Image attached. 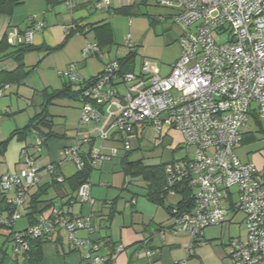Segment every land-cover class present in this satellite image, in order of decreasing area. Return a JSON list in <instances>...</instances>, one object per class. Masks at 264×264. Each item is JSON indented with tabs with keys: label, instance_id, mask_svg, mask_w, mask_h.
I'll return each instance as SVG.
<instances>
[{
	"label": "built area",
	"instance_id": "1",
	"mask_svg": "<svg viewBox=\"0 0 264 264\" xmlns=\"http://www.w3.org/2000/svg\"><path fill=\"white\" fill-rule=\"evenodd\" d=\"M65 2L71 10L76 7L75 0ZM155 2L172 11L160 21L172 19L183 28L178 39L179 59L165 76L156 63L144 60L138 72L126 73L121 71L119 61L112 60L90 80L79 76L76 64L61 70L59 76L84 88L77 135L62 149L60 163L73 162L77 171H82L85 164L96 168L116 158L117 147L107 154L102 147L82 153L85 144L93 143L94 131L101 143L113 141L129 151L132 140L138 139L139 127L142 132L153 130L159 135L164 128L175 130L192 152L167 166L166 190L175 196L174 188L187 183L193 206L184 212L174 210L173 229L198 243L206 228L222 225L229 212L235 211L244 216L246 238L229 241L231 263L264 264V178L254 164L242 163L235 152L250 118L264 122V0ZM111 5L112 0L95 3L98 10L110 9ZM29 22L24 31L13 28L8 32L11 46L32 44L35 34L45 29L36 17ZM81 29L75 24L65 28L67 32H86ZM127 46L135 51L130 37ZM103 56L96 42L85 43L83 59ZM90 125L95 128L83 131V126ZM20 163L18 172L0 177V195L10 207L8 218L0 219V226L11 229L22 218L29 192L40 179L41 168L35 156L26 152ZM60 163L48 164L46 172L63 184L65 178L56 176ZM90 198L89 182L72 197L79 203ZM62 230L70 248L80 252L86 264H115L123 250L119 247L112 256H102L97 243L78 235L80 231L95 232L92 218H69L54 207L26 231H12L13 253L25 254L28 238H50Z\"/></svg>",
	"mask_w": 264,
	"mask_h": 264
},
{
	"label": "crops",
	"instance_id": "2",
	"mask_svg": "<svg viewBox=\"0 0 264 264\" xmlns=\"http://www.w3.org/2000/svg\"><path fill=\"white\" fill-rule=\"evenodd\" d=\"M28 1H30V4L26 6L27 8H25V10L17 12V18H15V14L13 17H0V41L5 34L13 28H17L21 31L29 28L30 22L28 18L30 16L41 15L46 26L43 31L35 34L32 45L38 48L35 51H39L40 55L42 53H46V55H44L42 61L40 58V62L34 66H27L28 63H25L24 61V70L28 73L24 79L18 84L5 83L4 86L1 85L0 88L3 90L6 87H10V89H12L14 84H17L18 99H25L28 102V107L34 104L36 98L39 99L37 105H35L38 111L34 117L29 119V123L41 112L45 102L42 92L45 90L54 91L61 89L52 88L51 85L48 84L49 80L43 75L41 76L40 73L36 74V83L31 84L30 81L31 76L34 74L35 70L39 68L40 63L43 61L45 62L47 56H49L47 51L53 47L55 48L56 45L62 42V37L68 33L65 30L66 26L75 22L81 23L85 26L101 24L104 22L111 23L110 18L112 17L110 9H96L95 3L98 0H75L76 7L73 10L67 7L66 0H62V3H65V11H67L68 14L66 17V23H63L61 27L58 24L54 25L55 27H51L55 21L60 20V17H58V14L55 11L52 12L55 17H50L48 11L50 9L52 11L54 8L49 7V9L46 5L47 10L45 11L46 2H43L42 0ZM148 3L149 0H112L110 8L113 6L112 13L114 10L117 12L123 11L121 14L117 12L113 13L117 16L128 17L132 15L134 9L139 10L140 7L148 5ZM108 16L110 18H108ZM77 35H81L85 39V43L87 41L96 42L93 34ZM89 37L91 39L87 40ZM76 39H78V37L75 36L69 40L70 42H68L66 49H69L70 45H72ZM84 45L85 44L82 41L81 44L78 45L76 51H73L72 55L67 56L66 62H63L62 64L65 68L70 63L76 64L78 66L77 73L84 80L95 78L101 73L106 63L112 60H122L129 54V52L124 54L123 52L118 51L116 55H113L111 49L107 47L102 48L104 54L102 58L90 57L83 59L82 50ZM105 52L108 56H106ZM92 61H96L98 65L96 73H90L88 69L90 68V62ZM142 63L143 61L141 64ZM141 64L138 65L137 68L135 63L136 72L139 71ZM16 69L17 64L8 55V52L0 54V72L11 73ZM60 71H58V76ZM59 78L62 80V88L65 84L70 83L67 79L61 76H59ZM80 87H83V85L80 86L79 84H76L74 89L78 90ZM76 102H78L77 105L79 106L80 113L81 104L79 101ZM18 103L19 100L17 104ZM53 106H55V103H53ZM24 109L25 108L22 110L19 109V113L24 111ZM3 112L5 113L3 114ZM13 112L14 111L0 110V119H5V115L7 117H15L19 114L18 112ZM26 112L27 110L23 113ZM1 115H3L2 118ZM50 115L51 117L48 120L52 122L53 134L58 135V138H52L45 142L44 135L49 131L46 128H41V132L39 131L31 134V139L35 138L36 140H24L19 142L20 144H13L12 146L11 144L15 141L10 145L7 143L6 150L12 148L15 152L13 153L14 157L11 158V160L6 158V150L3 155H0V160L4 161L2 163L5 164L4 171L0 177L8 172H18L21 169V157L26 152L37 158V164L41 168L39 172V183L30 190L27 197L26 207L22 211V218L14 224L12 231L23 232L30 227V221L26 216L29 212L31 202L37 197L39 203L38 207L41 210L51 206L49 209L44 210L43 214H47L50 209L58 207L61 212L69 218L91 217L95 232L90 234L86 231H80L78 233L79 237L89 238L91 241L97 243L100 246V254L104 257H110L119 247H122L123 250L117 255L115 264H232L229 258L228 244L231 239L244 240L246 238L244 216L235 211H230L222 225L206 228L203 231L201 242L194 243L188 234L177 232L173 229L174 217L171 214V210L180 203L181 197L179 195L168 196L163 205L151 202L147 197V184L140 179H133L126 176L123 172L121 163L123 154L94 168L89 181L91 184L90 201L85 203L74 201L72 197L75 190L68 183V179L78 172L77 167L73 162H60L62 159V149L70 144L72 139L77 135L80 115H78L76 122L72 127H66V124L62 123V125L58 123L59 125L57 124L58 126H56L55 118L57 116L52 113H50ZM57 118L64 121L62 115H59ZM249 122L262 126V122H259L254 117L250 118ZM28 123H26V125ZM65 123H68L67 117H65ZM15 124L17 123H13L12 118H8V120L5 119L3 127L0 128V143L7 141L8 139L6 138L8 137V134H12L16 130H12V128L15 127ZM24 127H19L18 129ZM94 128V125H90L83 126L82 129L86 132L88 130H93ZM141 128L142 127H139L138 129L141 130ZM245 128L243 129V141L236 149V155L242 163L254 164L264 178V143L260 145L259 149H248L249 146L254 145L257 140L253 134L246 132ZM261 132L264 134V131ZM174 133L178 134V132ZM97 137L98 132L94 131L93 143L85 144L82 147L83 154H88L92 147H102V151L107 154L110 152V149L116 146V143L113 141L101 143ZM261 139L264 140V135ZM43 149H46V154L42 152ZM34 150L35 152H33ZM42 157H44V159ZM51 163H60L57 169V175L65 178V183L57 185L52 184L53 177L46 172V166ZM132 186L136 187V189H132ZM13 195V192L8 194L9 197H12ZM0 197L2 201L3 198L1 195ZM3 208L5 207H3L1 203V213H6V218H8L9 213ZM238 216H242V219L237 223L236 219ZM237 228H239V231ZM241 229L244 230V235H242ZM0 231L3 232L0 234L1 264L3 257L2 254H5L6 257L12 260H15V258L12 245L7 241L12 231L3 228H1ZM69 245L67 234L63 230L58 231L43 245V260L41 264H86L83 261L82 254L78 251L72 250ZM17 259L19 264L23 263L24 259H22V257Z\"/></svg>",
	"mask_w": 264,
	"mask_h": 264
},
{
	"label": "rangeland",
	"instance_id": "3",
	"mask_svg": "<svg viewBox=\"0 0 264 264\" xmlns=\"http://www.w3.org/2000/svg\"><path fill=\"white\" fill-rule=\"evenodd\" d=\"M42 1L46 2V0L45 1L42 0ZM28 4H30V1L19 6L16 9L15 11L16 13L14 12L15 18H17V14H18L17 12L21 10L22 11L25 10ZM46 5L47 3H45V11L47 10L46 7L48 6ZM49 7L54 8V10L51 11ZM48 8L50 9L48 11L50 17L51 16L55 17V15L52 14V12L54 11L58 14V17H60V20L55 21L51 27H55L54 25L57 24L60 25L61 27L63 23H66V17L68 14L67 11H65L66 8L65 3L63 4L62 0H59V2L53 7L48 6ZM112 9L113 6L110 8V12H111L110 14L112 18H110L109 16L108 18L111 19V23L113 25L114 33H115V44L109 47L113 55H116L118 51L123 52L124 54L131 51L127 46V37H130L131 44L134 46V50L137 53V57L135 61L136 67L138 68V65H140L143 60L151 61L159 66L161 75L163 76L167 75L170 72L171 67L174 65V63L179 59L181 55V48L178 43V39L183 32V28L180 25L175 24L172 19H167L166 21H160L159 19L160 17H166L168 15H172V11H170L169 9L159 7L158 5H156L155 0H149L148 5H143L142 7L139 8V10L134 9L132 15L128 17L117 16L112 13ZM32 17H36L39 21L43 22V18L41 15H32L28 19L30 20V18ZM66 36L67 34L63 36L64 38L62 37L63 39L62 42L56 45L55 48L61 46L65 42ZM75 36L78 37V39H76L72 43V45H70L69 49H66V47L68 46L67 43V45L62 49L60 48V50L47 51V53H49V56H47L45 62L43 61L42 63H40L39 68L35 70L34 74L31 76V81H30L31 84L36 83L37 81L36 74L40 73L41 76L43 75L45 78L49 80L48 84L51 85L52 88L62 89V80L58 76V71L65 68V66H62V64L63 62H66L67 56L72 55V52L76 51L78 45H80L82 41L85 44V39L81 35H74L72 38H74ZM72 38H70L69 40H71ZM89 39L91 38L90 37L87 38V40ZM44 55H46V53L45 54L42 53L40 55L39 51L27 52L25 53L23 60L25 61V63H28L27 66H32V65L34 66L40 62V58L41 61L43 60ZM106 56L108 55L106 54ZM88 69L90 73H96L98 69L97 62L96 61L90 62V68ZM49 91H53V90H49ZM0 92H1L0 95L1 111L8 110V111H14L13 113L15 112L19 113L20 111L19 109L22 110L23 108H25L24 111L27 110L26 113H23L24 111H22L19 114H17V116L15 117H11V116L7 117L6 115L4 116L6 120H8V118H12V122L17 123L15 124V127L12 128V130L14 131L19 127L21 128L26 126V123H28L29 119L34 117V115L38 111L35 105H37V101L39 99L36 98L34 104L28 107V102L25 99L23 100L21 98L18 99L17 84H14L12 89H10V87L9 88L6 87ZM18 100L19 103L17 104ZM53 103H55V106L49 105V109H48L49 113H52L57 117L59 115H62L64 120L61 121V119H58L56 117L55 118L56 126L62 123V124H66V127H70V126L72 127V125L76 122L78 115H80L79 106L77 105L78 102L65 98V99H57ZM4 113L5 112H3V114ZM2 117L3 115H1V118ZM65 117L68 118V123H65ZM5 119H0V128L3 127V124L5 123ZM245 131L253 134L257 140L254 143V145L249 146L248 149H259L260 145L264 143V140L261 139L263 138L264 135L261 132L264 131V123L262 122V126H259L258 124L249 122L247 127L245 128ZM174 132L177 131L164 128L162 135H159L155 133L153 130H147L142 132L141 130L138 129L137 130L138 139L132 140V144H131L133 150L132 151L133 155L131 159L143 160L145 165H160L163 163L170 162L173 159H181L188 152L191 153L192 150L187 149L186 146L182 144L183 143L182 135L179 134V132L178 134ZM10 135L11 133L8 134V137L6 139H8ZM28 138L26 139L27 141H32L35 139L34 136H33L34 139H31L32 138L31 135L28 136ZM19 142L22 141H18V139L15 138L12 139L8 145H10L11 143H12L11 146L13 144L14 145L20 144ZM115 147L118 148L119 155L125 153L121 144L116 143ZM6 151H7L6 158L11 160V158L14 157L13 153L15 152L12 150V148L7 149ZM33 152H35V150ZM42 152L45 154L47 153L46 149L45 150L43 149ZM42 158L44 159V157ZM0 162H1L0 163V175H1L2 172L4 171L3 169L5 167V164L2 163L4 162L2 160H0ZM131 188L136 189V187L134 186H132ZM0 208H1V197H0ZM4 218H6V213L4 212L1 213V209H0V219L5 220ZM241 219L242 216H238L236 219L237 223ZM237 230L239 231V228H237ZM2 233L3 232L0 231V234ZM241 233L242 235H244L243 229H241Z\"/></svg>",
	"mask_w": 264,
	"mask_h": 264
},
{
	"label": "trees",
	"instance_id": "4",
	"mask_svg": "<svg viewBox=\"0 0 264 264\" xmlns=\"http://www.w3.org/2000/svg\"><path fill=\"white\" fill-rule=\"evenodd\" d=\"M28 0H0V17L1 16H13L15 10L25 4V2ZM59 2V0H46V3L48 6L53 7ZM117 11H113V13H116ZM119 14L122 12H117ZM125 13V12H124ZM76 26H81L83 30H86L85 33H82L83 35L93 34L96 43L102 48H107L112 46L115 43V36H114V30L109 22H104L101 24H95V25H83L81 23L75 22L73 23ZM12 28V26H11ZM81 29V30H82ZM79 33L70 31L67 33L65 42L56 48H51L50 50H60V48H64L69 39L72 38L74 35H77ZM38 48L33 46L32 44H19L16 46H11L8 43V33L5 34L3 39L0 41V54H3L5 52H8V55L14 60V62L17 64V69L14 72L7 73V72H0V87L1 85L4 86L5 83H20L24 77L28 74L25 72L24 68V56L27 52H33L37 50ZM2 57V56H1ZM137 53L136 51H131L127 56H125L124 59L119 60L121 71L123 73L126 72H134L135 71V61H136ZM76 84L74 83H68L63 86L62 89L54 90V91H44L43 95L45 98V102L43 104V107L41 109V112L33 118L24 128L22 129H16L11 136L8 138L7 141L4 143H0V155H3L7 143H9L12 139L16 138L19 141H24L33 134L34 132H41V128L48 129V133L45 134V142L52 138H58L59 136L56 134H53V126L52 122H50L48 119L51 117L49 113V105H53V102L57 99H70L73 101H79L82 97L83 87H80L78 90L74 89V86ZM81 86V85H80ZM0 90H2L0 88ZM81 104V103H80ZM183 144V143H182ZM184 145V144H183ZM132 149L129 151H125L123 153V157L121 158L122 163V170L125 173L126 176H129L133 179H140L143 182L147 184V190L148 199L158 205H163L165 199L170 196L169 192L166 190L167 183V172L166 168L167 166L174 162L176 159L171 160L170 162L163 163L160 165H145L143 160H132ZM94 170L93 167H91L89 164H85L82 171H78L74 176L68 179V183L71 185V187L75 190V192L79 189V187L85 183H88L91 178L92 171ZM56 176H58L56 174ZM54 176V177H56ZM66 182V179H65ZM53 185L59 184L56 179H53ZM181 185V184H180ZM176 186L174 188V191L176 192V195H179L181 197L180 203L171 210V214L173 217H175L174 210L177 209L179 212L188 211L192 208V190L188 186L187 183H184L182 186ZM3 209L10 212V207L6 204V202L2 199L1 201ZM38 200L37 197L33 199V201L30 204L29 212L27 214V218L30 221V226L34 225L40 215L43 214V211L46 209H49L51 206L47 207L44 210H41L38 207ZM5 205V206H4ZM2 209V210H3ZM8 229L11 230V228H7L4 226H0V229ZM13 232L9 235L8 242L13 243ZM51 238V237H50ZM49 237L39 238V239H30L28 238L29 243V250L23 254L22 256H17L14 253L15 260H12L8 257H6L5 254H2V262L1 264H19L18 259L19 257H22L23 263L22 264H41L43 260V245L47 243L50 239ZM112 256V255H111Z\"/></svg>",
	"mask_w": 264,
	"mask_h": 264
}]
</instances>
